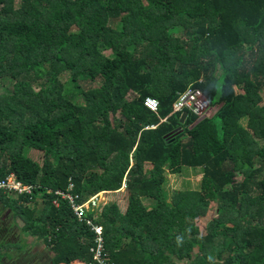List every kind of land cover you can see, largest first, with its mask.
<instances>
[{"label":"trees","instance_id":"16d2710c","mask_svg":"<svg viewBox=\"0 0 264 264\" xmlns=\"http://www.w3.org/2000/svg\"><path fill=\"white\" fill-rule=\"evenodd\" d=\"M191 86L220 106L213 117L173 114ZM4 87L0 177L36 187L0 201L48 249L31 263L97 264L99 235L73 200L118 191L129 173L126 213H87L109 264H179L197 245L190 264H264V0H0ZM184 167L203 170L200 189L170 203L166 172ZM211 203L201 236L187 220Z\"/></svg>","mask_w":264,"mask_h":264},{"label":"rangeland","instance_id":"374dc122","mask_svg":"<svg viewBox=\"0 0 264 264\" xmlns=\"http://www.w3.org/2000/svg\"><path fill=\"white\" fill-rule=\"evenodd\" d=\"M4 92H5V87L0 88V94H3ZM219 108H220V106L219 107H217L215 105L211 106V107H209L206 114H208V116L210 117L211 115H214L219 110ZM173 114H177V113H174V111H173ZM199 120H202V119L199 118ZM43 154H44L43 152H38V151L34 150L32 153V158L34 160L40 162V163H43V160H44ZM141 154H142V151L139 150V146H137L134 153L132 154L133 164L136 163L137 159L138 160L140 159ZM147 166L150 167L149 169L153 168V167H151V162H148ZM189 169L190 168H188V167L185 168V171H183V179H179L178 181H171L170 178L175 174H170V172L167 170L166 175H167L168 181H166L167 184L164 186V188H165L166 193L168 194L167 199L170 203L173 201L174 193L177 191L180 192V191H184L185 189H189L190 191L191 190L199 191L200 182H201L200 180L202 177L203 170H202L201 175L198 176L197 172L194 173V172L187 171ZM240 180H241V177H238L237 181H240ZM180 184L183 185L182 188L180 187ZM178 188H179V190H177ZM123 189H125V187ZM123 192H125V191H123ZM123 192L120 193V191H118V192L109 193L106 195L104 194L103 197L99 201V204L101 203L100 206L98 205L99 210L103 211V208L106 206V204L112 203V202L118 203L120 201L119 203H123L127 206L129 204V201H128L129 194L127 191L125 193H123ZM144 202H145L144 203L145 205H147L149 208H151L149 205L150 201L144 200ZM153 203H156V200H154ZM210 206H211V209L208 211V213L205 216L195 217L192 220H187L188 226L189 227H195V228L199 229L201 236H205L207 234V229L209 227L211 220H213L214 218H216L218 216V213L216 212L217 211V205L215 203H211ZM8 211H9V209L7 210V212ZM6 214L7 213H4L3 218L6 216ZM12 215L14 216V212H12ZM182 215L183 216H190L191 213H183ZM10 222L13 224V226L15 228H17L18 235L21 239V243L17 249H19L21 247L22 250L26 249L25 251H27V248L29 250V247H30L29 241H30V239H32V236L29 235V233L24 232V230H23L26 226V222L21 218H17V219L13 218L12 220H10ZM4 226H5V224H4ZM27 242H28V245H27ZM45 247H44V243L40 242V243L35 245L34 250H37L36 252L41 250V251L47 253L46 250H48V249ZM199 249L200 248L198 247V245L195 246V248L192 251V254L190 252V255L193 256L190 259L185 257V259L182 260V259H179L176 255H175V258H170V259L173 262H179V264H190V263H192V260L196 257L197 253L199 252ZM2 251H4V250L2 248H0V255L2 254ZM43 256H45L44 259H43ZM43 256L41 258H39V261H41L40 263L41 264H51V260L49 259L48 255L44 254Z\"/></svg>","mask_w":264,"mask_h":264},{"label":"built area","instance_id":"2783aa9c","mask_svg":"<svg viewBox=\"0 0 264 264\" xmlns=\"http://www.w3.org/2000/svg\"><path fill=\"white\" fill-rule=\"evenodd\" d=\"M147 108L153 112H159L160 103L158 100L153 98H148L145 102ZM208 104V105H207ZM211 107L209 100L199 89H194V87H189L185 92L180 94V98L174 104V113H182L184 110L193 111L197 117L204 118L208 116L207 111ZM34 185H27L21 181L16 174L12 173L7 178L0 177V194L14 196L19 199L21 196H26L32 194L34 191ZM104 193L94 195L86 200L83 204H77L73 200L74 210L76 215L80 218V221H87L90 226L96 230L98 236V247L93 249L95 252V261L97 264H109L106 260L105 249H104V238L102 236V231L99 226H96L93 221L87 220V213L91 209H99L98 205L100 199Z\"/></svg>","mask_w":264,"mask_h":264},{"label":"crops","instance_id":"0c3cea01","mask_svg":"<svg viewBox=\"0 0 264 264\" xmlns=\"http://www.w3.org/2000/svg\"><path fill=\"white\" fill-rule=\"evenodd\" d=\"M214 115H211L210 117H213ZM151 167H152V165H151ZM149 168L150 167H148V169ZM185 168L186 167L183 168V171H185ZM187 171L194 172V173L197 172L198 173L197 175L200 176L202 170H201V168H190ZM128 174L129 173L126 174L122 189L118 190V191H120V193L123 191H125V192L127 191L126 189L128 186L126 183L128 181ZM179 179H183V172L181 174H175L170 178L171 181H178ZM167 181H168V179H167ZM124 187H125V189H123ZM180 187L182 188L183 185L180 184ZM177 190H179V188ZM185 190H189V189H185ZM118 191H110V193H114V192H118ZM125 192H123V193H125ZM106 194H109V193H106ZM144 200L150 201L149 205L151 208L155 204V203H153L152 200H149V199H144ZM128 201H129V198H128ZM119 202L117 204L119 205L121 210L124 213H126L128 210L129 204L126 206L125 204L119 203ZM8 209H9V211L7 212ZM12 212H13L12 209H10L9 207H6L5 204L0 201V216H1L0 217V246H2L3 243H7L6 246L8 248L10 247V252H9V249L6 248L5 246L2 248L4 251H2V254L0 255V263L1 264H34V263H31V260H32V258L35 255L37 250H34L35 240L33 237L29 241V245H30L29 250L27 248V251H24V252H26V254H22V255L20 254L19 255L17 253V248L21 243V239L18 235L17 228H15L13 226V224L10 222V220H12L13 218L17 219L15 214H14V216L12 215ZM4 213H7V214L3 218ZM4 224H5V226H4ZM27 245H28V242H27Z\"/></svg>","mask_w":264,"mask_h":264},{"label":"water","instance_id":"95a60500","mask_svg":"<svg viewBox=\"0 0 264 264\" xmlns=\"http://www.w3.org/2000/svg\"><path fill=\"white\" fill-rule=\"evenodd\" d=\"M187 113H183V116H182V122H184L185 121V119L187 118ZM199 121H201V120H199Z\"/></svg>","mask_w":264,"mask_h":264},{"label":"clouds","instance_id":"9594fccd","mask_svg":"<svg viewBox=\"0 0 264 264\" xmlns=\"http://www.w3.org/2000/svg\"><path fill=\"white\" fill-rule=\"evenodd\" d=\"M201 119H203V118H201ZM101 193H104V194H106V193H110V191L108 192V191H104V192H100V193H98V194H101ZM97 195V194H96ZM103 207V206H102Z\"/></svg>","mask_w":264,"mask_h":264}]
</instances>
